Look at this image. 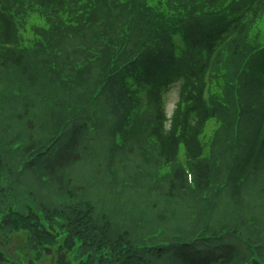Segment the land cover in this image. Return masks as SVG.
Returning a JSON list of instances; mask_svg holds the SVG:
<instances>
[{
  "label": "rangeland",
  "instance_id": "rangeland-1",
  "mask_svg": "<svg viewBox=\"0 0 264 264\" xmlns=\"http://www.w3.org/2000/svg\"><path fill=\"white\" fill-rule=\"evenodd\" d=\"M171 1L184 3L191 1L194 4L195 0ZM197 1L200 4L208 5L206 0ZM195 5L202 7L198 3ZM225 5H227L226 2L223 6ZM72 7L75 6L69 7L65 16L72 11ZM0 8L7 10L11 15L10 43L12 49L27 55H24L26 56L25 63L29 68L27 76L20 74L18 69L10 67L0 69V126L8 134L10 129L11 134L18 135L22 140L29 136L35 139L38 137L46 142L55 133L58 125L69 114L72 107V105L68 107L70 104L64 105V95L68 92L64 88L65 85L69 87L72 95L76 90L73 102L75 105L84 103L95 95L102 86L105 79L104 72L110 64L106 63L111 57L103 48L109 50L118 48V46L115 47L118 40L116 27L119 29L126 20L127 12L124 11L123 7L113 5V12L117 16L114 19L104 9L95 7L85 11V8L82 18L86 14L88 16L85 18L87 22L92 23L93 20L104 16L108 18V23L103 24V27L110 33V36L105 34L104 42H99V47L95 49L90 40V33L94 30L92 24L88 23L85 34L77 33L81 22H72L62 17L57 19L47 13L45 9H41L36 0H0ZM203 8L206 10L207 6ZM212 8L214 9L216 6ZM120 14H122V19ZM261 15L255 19L256 21L251 22V26L244 36V43L247 46L260 47L264 45V14ZM71 18H75V15H71ZM215 21V18H211L208 23L214 24ZM70 23L75 29L64 33V27ZM100 24H102L101 21ZM37 33L39 34L38 37ZM84 35L89 37L83 38ZM196 35L197 30H192L190 39L193 40ZM132 37L133 34L127 36V49H132L134 39ZM48 41H51L52 46L48 44ZM38 44L44 46L45 52L43 54L46 58L43 61L34 56V49L38 48ZM177 49L182 50L181 46H178ZM161 51H166V48L160 46L157 53ZM125 54L126 51L122 56L125 57ZM218 55L222 61L220 70L222 67L229 69L234 65L232 45L223 47ZM217 58L215 57L214 60ZM156 68L154 67L151 72H155ZM29 76L35 77V84H28ZM222 78L223 75L212 80L210 85V89L215 88L213 100L222 109L216 110L217 119H209L200 135V142L205 148L204 162L212 165H210L213 167L212 182L216 183L214 188L212 185L210 189L217 190L218 195L214 194L213 191L201 194L197 190V186L189 187L184 199L177 202L163 201L162 199L155 202V196L147 194L150 183L161 188L163 182L159 181L165 179L162 178L165 174L172 173L177 167L189 169L191 163L182 147H180L178 155L173 161L165 163L161 157L156 155L157 152H153L148 147L144 148V135L140 129L135 131L134 136L127 138L125 147L117 149L111 144L110 131L115 135L113 128L118 125L120 120L117 117L126 114L129 110L126 98L127 88L124 85L122 87L115 80L108 83L104 91L107 93L102 92L103 94L101 93L94 101L95 105L93 103V106L91 105L85 112L90 128L84 133L81 140L80 161L74 167L64 171V176L70 178L72 185L79 190L78 196L81 199L86 198V195L88 196L85 200L89 203L86 204L83 200V208L86 204L94 211H92L93 214L97 213L96 210L99 209L100 216L97 220L105 214L116 213L117 215V210L111 211L110 205L103 203L104 199H108L110 203L113 201L114 207L121 210L123 215H128L129 218L150 219L144 221L145 223L139 221L143 227L146 226L150 231L156 232L161 238L159 240L153 238L156 234L152 232L154 234L141 239L143 248L150 247L151 252L159 253L157 247L163 239L169 237L168 241H170L171 246L165 250L163 264H180L176 256L182 249L180 243L187 234V236L194 235L197 239L207 233L206 240L202 241L199 238L191 244L197 246L200 252L213 257L221 252V247L228 244L235 247L232 264H264V164L257 172L252 173L248 156H246L247 147L252 142L258 128L259 120L255 121V119L259 111L258 106L261 109V101L264 99V87L253 81L250 76L241 75L240 93H244V100L251 99L254 102V108L251 107L250 109H254L255 113L247 128L241 124L239 126L238 147L240 146V149L246 147L236 161L240 172L236 181L230 186L224 187L226 191H222L219 189V183L222 181L220 176L226 170L224 167H227L234 157L232 136L237 138L234 136L233 130L232 132L229 130L234 119L229 111V106L225 107L224 105ZM253 83L258 87V91ZM123 93L125 96L120 97L119 95ZM178 98L179 89L175 87L166 98L168 117L171 115ZM118 99L123 101V107L116 105L115 101ZM244 100L241 98L242 102ZM24 107L28 108L26 111L28 116L25 115ZM18 117L21 119L16 120ZM29 125L31 129L28 128ZM150 128L151 124L146 127V129ZM5 132L0 131L4 136L6 135ZM128 144V148L132 149L130 153H127ZM140 147H143L142 151H139ZM44 160L46 161V159ZM6 162L9 163V160ZM160 165L162 167L159 171V177L157 170ZM136 167L137 169H135ZM13 169L14 166L10 162L5 170L0 171V191L8 184L5 181H10L13 178L9 176L13 174ZM32 170L36 172L34 174L37 179L33 173L28 172L27 175L32 176L29 181H35L30 194L27 195L25 192L22 197L26 198L25 201H35L38 206L52 211V203L59 202V197H54L50 193V183L43 171ZM14 173L16 174L17 171L14 170ZM111 176L119 177L120 182L126 181V177L130 176V180L140 185L141 189L122 190L116 195L115 190L110 186L112 185L109 180ZM152 180H158V182H152ZM38 181L42 183L41 191L38 188ZM239 184L241 185L238 186ZM44 185H48V188ZM230 187L233 189L231 195L229 193ZM17 192L18 189L13 187L12 198ZM228 195L231 196V201ZM98 199H101L100 203ZM14 201L11 199L12 203ZM136 222L134 221V223ZM24 230L26 229L20 225L17 226V229H13L9 225L0 230V250L10 260L17 261L19 264H23L28 259H33V264H54L60 249L62 250L60 254L66 257L71 264H75L79 260L74 253L75 248L71 249L64 245V235L61 237L39 236L34 234V231L27 232ZM188 239L191 241L192 238ZM151 243H153L152 246ZM181 251L184 252L186 249Z\"/></svg>",
  "mask_w": 264,
  "mask_h": 264
},
{
  "label": "trees",
  "instance_id": "trees-1",
  "mask_svg": "<svg viewBox=\"0 0 264 264\" xmlns=\"http://www.w3.org/2000/svg\"><path fill=\"white\" fill-rule=\"evenodd\" d=\"M70 1L72 0H36L37 5L45 9L47 13L51 15L67 19L70 18L71 21L79 17L85 20L86 22L80 25L81 28L77 30V33L82 35L85 34L88 23L92 24L94 30L90 33V40L95 49L98 48L99 42H104L106 36H110V33L103 27V24L108 23V18L104 16L90 23L85 19L88 17L86 14L85 17L82 18L83 11L85 8V11H87L95 7L97 9H104L108 14L110 13L114 19L117 17L115 12L105 6L104 0H95L94 7L90 6V0ZM166 1L167 3H164L167 8L166 11L161 7L156 9L162 2L160 0L155 9H146V12L143 13L141 7L136 8L134 0H111L114 6L123 7L124 11L127 12V16L125 17L126 20L120 25L119 29L116 27L118 40L122 42L120 44L126 45L124 41L130 34H133L132 39H134L132 42V49H127L126 45L125 58L121 59L116 65L112 63L114 50L103 48L109 56L111 55L109 62L106 64H113L111 67L109 64L107 72L110 73L109 75L111 76L117 75L120 77L124 72H126V74L127 72H136V70L141 68L144 75L153 80L154 86L149 94L151 107L145 115V120H151V128L147 131L146 123L145 126L141 125L137 127L142 131L143 135L146 136L145 138L148 142L149 138L153 139L152 141L157 151V156L161 157L165 163L173 161L177 156L178 147L182 146L191 163L189 169L193 174V180L197 186V190H199L201 194L207 192L211 193L213 191L210 189L213 179V167H211L212 165L210 163L204 162L205 159L203 157L205 148L200 142V135L208 119L215 116L214 114L217 109L222 108L219 107L220 105L218 103V105L215 104L213 100L214 93L209 95L208 100L205 99L203 75H210L211 81L212 79L215 80L218 78L222 64L218 53L226 45L229 46V44L232 45L234 65L227 69L228 71L225 78L226 83L231 76L248 74L249 57L252 56L251 52L256 50L252 47L248 48L247 44L244 43V36L247 30H249L250 23L244 22L242 19L227 23L223 22V18L229 10L237 8L244 3L241 2V0L230 1L228 3L230 9L222 8V0H220V3L219 0H206L208 5L204 6H207V9L211 8L210 10L219 11L220 18L214 24L207 23L206 18H204L205 14L203 10L195 8V12L197 13L196 16H199L198 19L203 20V23L201 26L195 23L184 26L185 37L191 42L190 51L186 54L185 60L181 64H175L168 27L172 20H177L181 18L182 15L190 17L191 13L186 11V9L180 12V10L184 8L182 6L183 2ZM251 2V15L253 19L264 14V0H251ZM217 3L219 4L216 5ZM71 6L75 7H72V11L65 16ZM213 6H216L217 9H213ZM71 15H75V18H71ZM175 15L177 17H175ZM120 17L122 19V14H120ZM100 21L102 24L99 25ZM84 26L85 28H83ZM11 27V15L7 10L0 8V69L9 67L18 69L20 74L27 76L29 70L25 63L27 55L6 47L10 44ZM194 29L197 30V37L195 36V38L191 40L190 33ZM69 31L68 29V32ZM142 31H144V35H141ZM84 37L89 36L84 35L83 38ZM160 46L166 48V51L157 53ZM203 50H206L210 56L215 54L212 61L210 59V61L207 60L202 62L200 54H202ZM43 53V47L39 45V49L37 48L34 51V56L43 61L46 58ZM133 53L139 54L140 61L136 60L132 63ZM215 57L218 58L214 60ZM247 60L249 61L247 62ZM124 61H129V63L123 67V70H119ZM137 61H139V63H137ZM154 67H157L155 72H151ZM262 70L264 71V61ZM107 72L106 75H108ZM28 84H35V77L29 76ZM230 84L233 86L232 80ZM244 84L246 85L245 81ZM253 85L258 91V87L254 83ZM174 87L179 88V98L174 106L171 117L168 119L166 114V97ZM64 88L68 90L67 94L64 95V105L70 104L68 107L71 105L72 107L69 114L57 127V130L62 127L63 132L56 141H54V138L57 131L51 135L48 141L43 142L42 139L38 137L35 139L29 136L26 137L25 140H22L18 135L11 134L10 129L8 134L0 126V131L6 134L4 136L0 133V171L5 170L10 162L12 166H14L13 174L9 175L13 178L10 181H5L8 182V184L0 191V230H3L9 225L12 226L13 229H17V226L20 225L23 229H26L24 231H34V234H38L39 236L52 235L61 237L64 235V245L71 249L75 248L74 253L77 255V258H79L75 264H163L162 261L165 250L171 246L170 241H168L169 237L163 239L162 243L157 247L159 253L151 252L150 247L143 248V241L141 240L143 237H149L151 234L155 233L156 235H154L153 238H157V240L161 238L156 232L150 231L146 226H142L141 221L143 223L150 219L129 218L128 215H123L121 210L114 207L113 201L110 203L108 199H104L103 203L105 202L110 205L111 211L117 210V215L116 213H109L102 215L100 219L97 220L100 216L99 209L96 210L97 213L93 214L94 211L86 205L89 203L85 200L88 196L86 195V198L83 197L84 199H81L78 196L79 190L72 185L70 178L64 176L65 170L74 167L80 161L79 147L81 140L84 133L90 128L89 120L85 117V112H87L91 106L89 105L91 101L90 98L82 104L75 105L73 102L76 90L72 95L68 86L65 85ZM240 92L241 86L239 94ZM242 94H240V97L244 99V93ZM254 94L256 95L255 90ZM122 102L123 101L119 99L115 101L116 105L119 107L124 106ZM244 102H246V104H243L241 109L239 126L241 124L247 128L250 119L253 118V114L255 113L254 109H250L254 107V102H250V99H245ZM224 103L229 106L232 118H235L234 103L227 101ZM68 107H66V109H68ZM27 109V107H24L26 116H28L26 112ZM128 115L129 112L117 117L118 120L120 119L119 123L116 127H112L115 135L110 131L111 144L117 149L125 147L127 138L136 134L134 128L130 131L125 129V121ZM259 115L260 110L257 113V117ZM20 119L21 117H18L16 120ZM28 128L31 129V126L29 125ZM116 128H119V130H116ZM229 130L232 132V126ZM232 139L234 144L233 149L240 148V146L238 147L239 134L235 142L233 136ZM253 141L254 139L247 147V153L249 154L251 153L250 150ZM49 144L54 145L52 149L51 147L48 148ZM128 146L129 144L127 145V153H130L132 149L130 147L128 148ZM142 150L143 147H140L139 151ZM230 154L232 156L231 152ZM44 159H46V161ZM6 160H9V163L6 162ZM230 162L229 168L232 169L230 171V176L231 172L233 176V171L240 172V168L237 166L236 156H234ZM263 164L264 134L253 162L252 173L257 172ZM161 167L162 165H160L157 170L158 176ZM32 169L39 172L43 171L44 176L50 183V193L53 194L54 197H59V202L52 203V211L38 206L35 201H25L26 198L22 197L25 192H27V195L30 194L33 182L35 181H29L32 176L27 175L28 172L33 174L36 173ZM135 169H137V167ZM14 170L17 171L16 174ZM112 171L114 170L112 169ZM135 172L138 171L135 170ZM224 174L225 171L220 177ZM35 177L37 179L36 175ZM234 177L236 181L237 177L235 175ZM126 178L127 180L122 182H120L119 177L114 178L111 176V178H109L112 183L110 186L115 190L116 195L122 190L141 189L140 185L130 180V176ZM162 178L165 179L161 180ZM162 178L158 179L161 180L159 182H163L161 188L159 186L155 187L153 183H150V189L147 191V194L155 196V202L160 201V199L169 202H177L184 199L187 194L188 185L186 176L181 168L177 167L170 175L163 176ZM158 180H152V182H158ZM231 183L233 184L234 181H231ZM13 187H16L18 192L14 194L12 198L11 191ZM44 187L48 188V185H44ZM38 188L41 191L42 183L39 181ZM228 198H230L231 201L229 195ZM11 199L13 201L15 200L14 203L11 202ZM83 200H85L86 203L84 204V208L82 205V203H84L82 202ZM98 201L100 203L101 199H98ZM134 221L137 222L134 223ZM177 232L176 230V233ZM187 235L183 237L180 243L181 245L179 244L182 249H180L179 254L176 256L180 264L233 263L235 247L226 244L221 247L220 253L210 257L208 254L198 251L194 245H191L193 244L191 241L195 242L199 240V238L200 240H202V238L206 240L208 233L197 239L194 235ZM190 237L192 238L191 241L188 239ZM154 240L156 241V239ZM217 240L221 241L222 239ZM49 244H47V246H49ZM152 245L153 243H151V246ZM183 249H186V251H181ZM61 252L62 250L60 249L54 264H71L66 257L60 254ZM197 256L199 257L197 258ZM33 263V259H28L23 264ZM0 264L19 263L10 260L0 250Z\"/></svg>",
  "mask_w": 264,
  "mask_h": 264
}]
</instances>
